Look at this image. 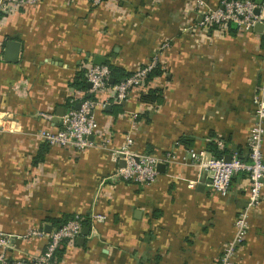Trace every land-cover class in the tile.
<instances>
[{"label":"crops","instance_id":"crops-1","mask_svg":"<svg viewBox=\"0 0 264 264\" xmlns=\"http://www.w3.org/2000/svg\"><path fill=\"white\" fill-rule=\"evenodd\" d=\"M10 3L0 0V231L11 245L0 254L10 261L38 257L48 225L56 227L50 218L79 213L90 215L91 231L67 248L61 264H216L250 182L236 174L222 195L189 150L213 155L207 147L215 143L248 159L264 84V30L201 27L202 10L191 0ZM9 43L18 45L16 56ZM95 55L132 72L161 63L163 74L151 83L162 88V101H143L141 87L121 103L102 91L95 95L107 101L94 110L96 143L51 146L35 163L40 131L60 127L57 109L76 97L72 81ZM128 136L136 153H174L153 184L115 175ZM34 230L45 233L28 235ZM236 262L264 264V189Z\"/></svg>","mask_w":264,"mask_h":264},{"label":"built area","instance_id":"built-area-1","mask_svg":"<svg viewBox=\"0 0 264 264\" xmlns=\"http://www.w3.org/2000/svg\"><path fill=\"white\" fill-rule=\"evenodd\" d=\"M38 0H11V5L35 4ZM96 4L102 0H94ZM202 10L201 19L198 24L201 27L209 28L212 25H228L234 23L241 32L252 31L259 22L263 24L264 30V0H221L216 6H211L206 0H191ZM260 13H256V9ZM8 8L3 4L2 11ZM150 64L138 69L131 76L118 83H110L111 69L107 64H88L86 68L87 81L92 86L88 90L77 92L72 100L73 105L66 109L65 114L60 117V127L57 129L43 128L39 136L43 142L50 146L71 145L77 150H82L93 146L95 138H90L99 132V122L95 116V108L101 104L106 106L107 101L98 98L86 97L87 93L94 95L106 91L108 96L115 103H121L128 99L131 91L135 87H142L148 71L153 68ZM81 102L80 108H75V102ZM256 110L254 119L247 140L248 159H243L237 151L231 153V159L226 156L216 157L205 149H190L191 157L195 164L207 169L211 173L212 187L222 195H227L233 177L236 174L244 173L249 182L248 202L243 211L235 220V234L227 241L222 255L216 264H237L238 250L243 244L249 228L250 213L255 209L262 199L264 189V84L258 88L256 95ZM52 118V114H45ZM108 139V138H107ZM108 141V140H107ZM134 139L128 136L123 147L118 151L119 166L115 175L126 181L138 184H153L159 174L158 165L170 162L174 157L173 152L163 155L151 153H136L132 150ZM191 187L195 186V181H190ZM84 227V217L77 213L67 223L58 228H53L47 233L49 236L48 244L41 255L29 259H17L10 261L3 251L0 259L3 264H54L53 257L62 242L74 245L77 238L81 235ZM44 231H31L30 234H43ZM10 244V236L0 231V247L7 248Z\"/></svg>","mask_w":264,"mask_h":264},{"label":"trees","instance_id":"trees-1","mask_svg":"<svg viewBox=\"0 0 264 264\" xmlns=\"http://www.w3.org/2000/svg\"><path fill=\"white\" fill-rule=\"evenodd\" d=\"M257 2H260V0H257ZM230 25V30L231 32L234 33V31H236V28L234 27V23H229ZM213 26V25H212ZM263 43H264V37H263ZM105 64H107L110 69H111V76H113L115 78V83H118L120 81H122L123 79L131 76L132 74H134V71H127L124 67H121L119 65H116L115 63H112L111 61H107ZM147 66V65H146ZM144 66V67H146ZM142 67V68H144ZM163 74V68L161 63H157L156 65L153 66V68L148 71V73L145 76L144 79V85L140 88L142 89L140 92L141 95V99L145 102H159L162 101V88H159L157 86H153L152 85V80L155 77L161 76ZM75 89H79V91H86L88 90V81H87V77H86V68L81 69L80 71L77 72L75 79L72 81L71 84ZM86 97H90V98H96V96L94 94H90L87 93ZM73 105L72 99H69L67 101V103L65 104V106L67 108H69L70 106ZM51 146L46 143L43 142L40 145L39 151L37 156L34 159L35 163H39L40 161L44 160V153L49 151V148ZM208 150L210 152L213 153L214 156L216 157H222V156H226L229 151L227 149H219L217 144L215 143H210L208 145ZM150 153V152H147ZM153 154V153H151ZM76 213H66L65 215H63L62 217H51L50 221L53 223V225H55L56 227H60L63 224L67 223L70 219H72L75 216ZM84 217V226H91V220H90V215L89 214H81ZM77 244V240L75 241L74 245L75 246ZM71 246L69 245L67 242H62L61 245L58 247L57 251L55 252V255L53 257V261L54 262H61V260L63 259L67 248Z\"/></svg>","mask_w":264,"mask_h":264},{"label":"water","instance_id":"water-1","mask_svg":"<svg viewBox=\"0 0 264 264\" xmlns=\"http://www.w3.org/2000/svg\"><path fill=\"white\" fill-rule=\"evenodd\" d=\"M256 13H258V14L260 13V9L259 8L256 9ZM255 28L258 31H262L263 30V24L261 22H259V23H257L255 25ZM18 50H19V47H18L17 44L9 43V46H8L9 54L16 56L18 54ZM93 63L94 64H105L106 63V57L102 56V55H95L94 58H93ZM110 83H112V84L115 83V78L113 76H111V78H110ZM91 86H92L91 82H88V87H91ZM80 106H81V102H77L76 105H75V108L79 109ZM110 106L111 105H109L108 107H110ZM65 111H66V109L63 106H60L57 109V112H56V115H55V118H54L56 122H58L60 117L65 114ZM90 138H94V137L91 136ZM226 159L230 160L231 159V155L230 154L226 155ZM158 168L160 170H164V164L160 163L158 165ZM48 227L50 229H48L47 231L50 232L52 230V226L48 225ZM90 231H91V228L89 226H84L83 229H82L81 235L77 238V242L79 244H83L84 241H85L86 236L89 235Z\"/></svg>","mask_w":264,"mask_h":264},{"label":"rangeland","instance_id":"rangeland-1","mask_svg":"<svg viewBox=\"0 0 264 264\" xmlns=\"http://www.w3.org/2000/svg\"><path fill=\"white\" fill-rule=\"evenodd\" d=\"M258 88H259V87H258ZM76 214H77V213H76ZM76 214H75V215H76ZM56 228H58V227H56ZM40 231H42V230H40ZM54 264H61V263H60V262H58V263H57V262H54Z\"/></svg>","mask_w":264,"mask_h":264}]
</instances>
